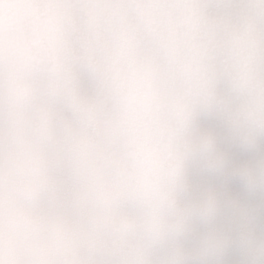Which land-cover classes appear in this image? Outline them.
I'll return each instance as SVG.
<instances>
[{
  "label": "clouds",
  "instance_id": "1",
  "mask_svg": "<svg viewBox=\"0 0 264 264\" xmlns=\"http://www.w3.org/2000/svg\"><path fill=\"white\" fill-rule=\"evenodd\" d=\"M0 264H264V0H0Z\"/></svg>",
  "mask_w": 264,
  "mask_h": 264
}]
</instances>
